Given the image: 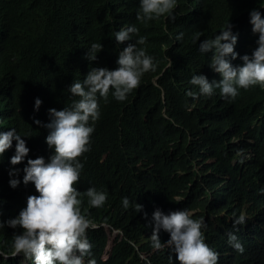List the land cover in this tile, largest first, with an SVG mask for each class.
I'll use <instances>...</instances> for the list:
<instances>
[{"label":"trees","instance_id":"1","mask_svg":"<svg viewBox=\"0 0 264 264\" xmlns=\"http://www.w3.org/2000/svg\"><path fill=\"white\" fill-rule=\"evenodd\" d=\"M71 2L0 0V120L2 117L7 129L27 133L26 146L35 143L34 151L46 158L52 153L45 142L48 130L33 120L45 123L49 108L59 110L76 99L67 88L74 79L82 80L91 67H117L118 53L129 43L116 42L115 25L108 24L110 18H116L114 0L76 4L82 36L66 30ZM130 4L127 21L134 18L132 8H137L138 0H130ZM263 6L264 0H178L174 21L161 16L136 25L139 34L146 35L142 47L154 57L156 69L143 73L139 85L124 101L115 100L111 90L107 99L98 96L100 117L90 137V148L78 158L84 166L77 189L83 192L94 186L107 193L101 207L87 206V198H82V214L88 217L87 213H97L99 226L87 229V238L107 241L104 224L122 234L115 237L116 243L130 241L125 258L126 254L118 257L114 250L105 261L94 257L96 264H170L166 245L158 250L151 246V214L157 208L165 213L198 210L192 213L193 218L217 216L221 224L211 220L203 229L210 247L218 238L223 251L229 252L224 259L218 258L217 264L262 263L264 87L257 84L240 89L232 100L222 98L218 89L211 96L193 97L187 92L198 91L189 83L193 74H204L209 81L220 79L208 65L212 53L198 51L199 41L218 33L229 20L233 32L238 33L234 46L238 56L231 62L240 64L239 56L250 55L258 38L251 31L249 12L259 8L264 13ZM80 12L85 19H80ZM154 26L157 28L150 30ZM179 32H184V37L177 41ZM196 32L202 35L194 43ZM91 42L102 44L95 61L86 58ZM37 97L42 101L38 110L34 108ZM20 109L24 114L18 118L16 111ZM15 190L24 198L38 194L31 183L21 182ZM232 192L240 194L233 196ZM11 193L0 185V215L9 212L11 216L18 207V198H11ZM123 196L129 198L128 209L121 205ZM134 202L143 206L140 212L131 207ZM244 213L253 217L246 224ZM237 215L243 218L239 223L230 219ZM19 230L7 226L0 229V251L13 250L12 235ZM229 233L243 244L242 253L229 244ZM160 235L162 243L169 238L167 232ZM5 244L10 247L5 248ZM141 255L146 260H141ZM14 261L8 262L22 264Z\"/></svg>","mask_w":264,"mask_h":264},{"label":"clouds","instance_id":"2","mask_svg":"<svg viewBox=\"0 0 264 264\" xmlns=\"http://www.w3.org/2000/svg\"><path fill=\"white\" fill-rule=\"evenodd\" d=\"M177 2L138 0L136 19L147 22L166 16L174 21L173 10ZM248 22L252 33L258 38L250 55L239 56L240 64L233 65L231 62L238 56L234 51L238 33L233 32L229 20L218 33L199 41L198 51L202 54L212 53L208 65L219 74L220 79L209 81L204 74H193L189 83L196 86L198 91L189 90L187 95L211 96L218 89L222 98L232 100L238 96L240 89L246 90L257 84L264 87V13L259 8L251 9ZM201 35L200 32L194 33L193 42L196 43ZM114 37L118 43L129 42L118 53L117 67H91L82 80L74 79L67 88L76 99L59 110L49 108L47 123L33 120V123L48 130L45 142L52 150L48 159L44 156L31 158L26 140L22 138L27 137V133L21 135L16 128L0 131V155L6 150L10 152L15 141L14 154L9 158V177L0 185L12 192L11 198H18V207L11 216H7L8 219L0 221V229L6 226L20 229L13 233L11 247L13 255H20V259H15L22 264H28L25 257L30 258L32 264H96L95 258L91 257L92 244L87 238V229L99 226H91L92 221L82 214L81 204L82 198L86 197L88 205L101 207L107 193L94 186L83 192L77 189L75 185L84 166L78 158L90 148V137L100 117L98 96L107 99L111 90L115 100H126L127 95L139 85L143 73L154 71L157 66L154 57L142 47L146 35L139 34L136 24L121 27L114 32ZM183 37L184 32H179L175 40L180 41ZM101 49V42H91L86 51L87 60L95 61ZM41 103L38 97L35 98L34 108L38 110ZM26 156L30 158L25 163ZM21 182L25 185L31 183L38 194H30L26 198L19 196L15 188ZM121 205L124 209L130 207L127 196L121 198ZM131 207L136 212L143 208L136 202L131 203ZM144 215L147 216V213ZM151 223V246L158 250L167 245L171 253L170 264H175L173 254L178 264H217L219 253L204 239L206 224L202 218H193L188 209L165 213L157 208L151 214ZM101 226L114 239L118 234L122 236L119 230L104 224ZM161 230L169 236L164 243L159 239ZM113 242L107 239L108 250H111ZM228 242L238 252L244 251L243 244L234 233L228 234ZM86 257L91 258L86 260Z\"/></svg>","mask_w":264,"mask_h":264},{"label":"bare ground","instance_id":"3","mask_svg":"<svg viewBox=\"0 0 264 264\" xmlns=\"http://www.w3.org/2000/svg\"><path fill=\"white\" fill-rule=\"evenodd\" d=\"M78 3H82V0L81 1L80 0H72V2H71V10H70L69 14L67 15V29L66 30H73L78 36H82L80 34L82 30L81 29H78L79 23L77 21V17H78V13H77V11H78V5H76V4H78ZM114 6H115L114 9H115L116 18L115 19H111L110 18V22L108 24L111 25V26L115 25V28H116L115 30L116 31H118L123 26H127L128 24H136V25H138V24H141L142 23V21H138L136 19V10H137V8H132V10H133L132 12H133V15H134V18L132 19V21H127V13H128L129 10H131V6H132V4H130V0H114ZM136 6L138 7V5H136ZM121 7H123V11H121V13H120L119 12V9ZM80 14H82V16H80V19L81 20L85 19V16L83 15V13L80 12ZM238 20H241V19H238ZM156 28L157 27L154 26V27L150 28V30L156 29ZM8 34H10V33H8ZM1 40H3V39L0 38V41ZM217 75H219V74L217 73ZM39 91L41 92V88H40ZM0 113H1V111H0ZM16 113H17V117L18 118H19L20 115L24 114V112L22 111V109L16 111ZM0 124L3 125V126H5L4 123H3L2 117H1V120H0ZM172 124L176 125L174 122ZM28 143H29V141H28ZM30 144L28 145V148L30 147V149H31V152H29L30 154L32 153L31 154V158L34 159V158L40 156L39 153H37V152L34 151V150H37V149H35V147H36L35 145L36 144L34 143V146H30ZM51 154L52 153H49L48 154V157ZM234 160H235V162L237 161V159H234ZM239 194H240L239 192H232L231 195L238 196ZM136 197H138V196L136 195ZM223 199H226V198L224 197ZM228 205H229V202L224 205L225 209H228ZM9 207H7L6 209H9ZM225 209H223V210H225ZM2 213H4V214H1L0 215V221H4L5 218H8L7 216H8V213L9 212H7V213L2 212ZM192 213H199V211L198 210L197 211H191L190 212V215H193ZM220 215L223 216V213H221ZM249 217L251 218L252 216L249 215V214H247V213H244V223L245 224L247 223L246 220ZM238 218L240 219V217H238V215H237L234 218H230V219H232V220L233 219H237L238 220ZM211 220H215V222H216L217 225L220 224V222L218 221V217L215 216V215H211V216L205 215V217L203 218L204 223H206L208 221H211ZM254 220H256V219H254ZM151 230H152V228H151ZM160 234H161V232L159 233V239L162 242L163 241V238H162V236ZM4 247L5 248L9 247V244H5ZM165 248H166V250L169 249V247L167 245H166ZM211 248H213L214 250H216L219 253V257L218 258H223L224 259L229 254V252L223 251V243L218 238H216V240L214 242V245L211 246ZM170 254H168V255H170ZM140 258H141V260H146V257L144 255H141ZM8 261H9V252L0 251V264H9ZM14 263H15V261H14ZM145 263L146 264H149V262H145ZM28 264H32V262H29ZM261 264H264V256H263V261H262Z\"/></svg>","mask_w":264,"mask_h":264},{"label":"rangeland","instance_id":"4","mask_svg":"<svg viewBox=\"0 0 264 264\" xmlns=\"http://www.w3.org/2000/svg\"><path fill=\"white\" fill-rule=\"evenodd\" d=\"M42 114H44V115L46 114V109L43 110ZM44 122L45 123L48 122V117ZM40 126H41V128H44V127H42V125H40ZM44 129H46V128H44ZM6 130H7V128L5 126L0 125V131H6ZM22 138L27 141V139L25 137H22ZM14 145H15V141H13V147H11V149H12L11 152L6 150L2 155H0V182L9 177L8 171L11 168V164L9 163V158L14 154ZM40 156H42V155H40ZM28 158H30V157L26 156V158L24 160L25 163H26ZM87 206H89V205L87 204ZM87 215H88V218L92 221L91 226L93 224H96L97 213H87ZM6 219H8V218H5L4 220H6ZM160 232H161V234H163L165 231L161 230ZM107 234H108V239L112 240V242H113L114 236L110 235L108 232H107ZM89 241L92 244V248L90 250L91 251V257H98L100 260L105 261L106 259H109L112 256L114 250L117 251L118 257H121V256L126 254L123 257V258H125L128 254V253H126V246H127V244L130 243V241H128L126 239H122L118 243H116V241H114L113 246H110L111 250H108L109 245H108L107 241L95 240L92 238L89 239ZM9 247H10V245H9ZM12 253H13V250L9 252V261L12 260V262L14 263V260H16L15 259L16 257L18 259H20V255L19 254L13 255ZM96 253H99V254L96 256ZM91 257H86L85 259L87 260ZM23 264H26V262H23ZM175 264H178V261L175 260Z\"/></svg>","mask_w":264,"mask_h":264}]
</instances>
